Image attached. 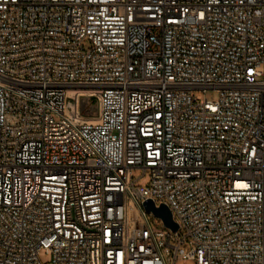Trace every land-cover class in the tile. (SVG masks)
<instances>
[{
  "label": "built area",
  "instance_id": "1",
  "mask_svg": "<svg viewBox=\"0 0 264 264\" xmlns=\"http://www.w3.org/2000/svg\"><path fill=\"white\" fill-rule=\"evenodd\" d=\"M170 263L264 264V0H0V264Z\"/></svg>",
  "mask_w": 264,
  "mask_h": 264
},
{
  "label": "rangeland",
  "instance_id": "2",
  "mask_svg": "<svg viewBox=\"0 0 264 264\" xmlns=\"http://www.w3.org/2000/svg\"><path fill=\"white\" fill-rule=\"evenodd\" d=\"M198 94H201L205 98H208L210 100H217L218 96H219L218 92H216V91H208L206 93H202V92L195 93V95H198ZM84 113L86 116H92V115H95L97 113L94 101H91L89 103V107L84 111ZM133 176L136 179H139L138 180L139 185H148L149 184L150 178L148 175H143L142 169H134L133 170ZM149 220H150L151 225L155 228H163L164 227V221L162 220V218L157 216L154 212H151L149 214ZM186 233L187 232L185 229L181 230L182 235H186ZM190 240H191V237L187 236V242L185 245L187 250H190L192 248V245L190 244ZM40 259L43 263H49L52 260V254L44 249L40 253ZM170 264H172V263H170Z\"/></svg>",
  "mask_w": 264,
  "mask_h": 264
},
{
  "label": "water",
  "instance_id": "3",
  "mask_svg": "<svg viewBox=\"0 0 264 264\" xmlns=\"http://www.w3.org/2000/svg\"><path fill=\"white\" fill-rule=\"evenodd\" d=\"M145 207L148 211L154 212L157 216L162 218L165 224L173 230L178 229V224L174 221L170 209L166 205L156 207L152 200L145 202Z\"/></svg>",
  "mask_w": 264,
  "mask_h": 264
},
{
  "label": "bare ground",
  "instance_id": "4",
  "mask_svg": "<svg viewBox=\"0 0 264 264\" xmlns=\"http://www.w3.org/2000/svg\"><path fill=\"white\" fill-rule=\"evenodd\" d=\"M83 94H89L90 92H92V91H88V90H80ZM90 117V120H94L95 118V115H92V116H89Z\"/></svg>",
  "mask_w": 264,
  "mask_h": 264
}]
</instances>
